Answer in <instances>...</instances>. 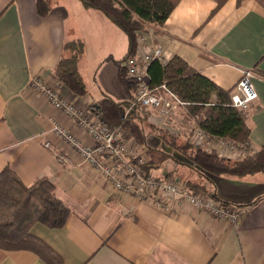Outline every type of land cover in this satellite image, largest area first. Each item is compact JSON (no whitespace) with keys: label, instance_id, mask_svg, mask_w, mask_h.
I'll return each instance as SVG.
<instances>
[{"label":"crops","instance_id":"crops-1","mask_svg":"<svg viewBox=\"0 0 264 264\" xmlns=\"http://www.w3.org/2000/svg\"><path fill=\"white\" fill-rule=\"evenodd\" d=\"M45 1L48 13L40 16L36 0H0V172L9 168L25 186L48 179L69 209L64 227L49 229L37 223L29 234L60 264H264V174L205 182L166 158L169 150L159 133L172 123L156 111L137 110L150 115L142 122L149 174L194 180L222 203L237 205L241 216L235 226L207 217L188 203H172L165 212L117 192L73 151L68 154L69 165L56 161L53 152L63 151L65 144L49 132L51 124L70 123L32 91L34 77L83 110L105 98L128 102L133 88L123 72L127 37L122 31L100 12L84 9L78 0ZM142 37L141 50L160 47L166 59L180 58L229 94L243 71L252 70L257 100L244 113L245 126L251 152L264 146L261 0H242L238 5L237 0H179L164 24L149 25ZM72 42L84 47L77 64L86 89L81 98L61 86L55 75L58 62L71 56L64 46ZM82 58L89 61L87 78ZM149 126L156 133H149ZM183 126L180 144L188 142L192 131L191 126ZM74 132L82 142L92 143L83 132ZM45 142L53 150L45 149ZM0 264L48 263L31 251L0 249Z\"/></svg>","mask_w":264,"mask_h":264},{"label":"trees","instance_id":"trees-1","mask_svg":"<svg viewBox=\"0 0 264 264\" xmlns=\"http://www.w3.org/2000/svg\"><path fill=\"white\" fill-rule=\"evenodd\" d=\"M78 1L84 9L100 12L125 34L127 53L123 59L124 64L127 59L135 56L137 40L147 31V27L163 25L179 0ZM241 2L242 0H237V5ZM36 9L40 16H45L48 13L46 1L36 0ZM83 49L81 42L65 44L64 50L69 51L71 56L62 58L55 67L59 84L78 98L86 94L85 85L77 69ZM147 74L152 87L165 84L180 100L189 104V112L197 119V127L208 136L229 138L239 145L248 142L249 130L245 126V112L230 107L228 92L192 71L180 58L173 57L166 66L152 61ZM127 105L128 102L117 104L105 98L97 104L98 108L91 105L90 109L108 129L125 128L130 131L137 144L144 145L146 134L142 122H147V119L144 118L143 111H132L131 115L123 120L122 110ZM148 128L153 129L150 132L157 131L152 126ZM159 138L169 150L167 159L188 168L205 179V182L221 176L244 177L264 174V146L249 157L230 161L203 150L189 140L180 144L177 142L178 135L168 130H162ZM148 166H141L145 174H149ZM181 182L195 191H205V187L200 183H193L191 180ZM68 216L69 209L57 198L55 186L48 179L40 178L25 186L9 168L6 167L0 172V249L31 251L48 264H60L41 241L29 234V230L37 223L49 229H60L64 227Z\"/></svg>","mask_w":264,"mask_h":264},{"label":"built area","instance_id":"built-area-1","mask_svg":"<svg viewBox=\"0 0 264 264\" xmlns=\"http://www.w3.org/2000/svg\"><path fill=\"white\" fill-rule=\"evenodd\" d=\"M137 42L135 56L127 59L123 66L135 89L133 98L122 110V119L125 120L132 111L138 109H156L162 119L171 121L172 124H169L171 128L179 130L180 115L183 108L189 104L181 101L165 84L151 87L147 74L150 62L157 60L162 66H166L168 59L164 57L160 47L141 50L140 44L143 39L139 37ZM253 75L252 70L243 71L234 86L233 93L230 94V107L246 112L257 100V93L251 84ZM30 87L34 93L45 97L52 108L62 112L70 123L69 126H64L58 122H52L49 130L65 144L63 151L53 152L58 163L69 165L68 154L73 151L79 155L82 162L91 166L101 179L117 192L165 212L171 210L172 203L176 205L188 203L194 210L204 213L207 217L227 222L232 226L236 225L241 216L240 208L228 206L206 192L188 189L181 182L145 174L141 168L145 164L144 148L137 145L123 128L108 129L96 118L93 110L80 109L63 98L59 91L44 84L39 77L32 79ZM171 128L168 129L175 133ZM74 130L83 132L92 143L82 142L76 137ZM205 141L218 147L216 152L218 157L227 156L240 160L253 154L248 142L239 145L229 138L208 136L200 129L192 134V142L210 152L203 146ZM43 147L53 150L50 142H45Z\"/></svg>","mask_w":264,"mask_h":264},{"label":"rangeland","instance_id":"rangeland-1","mask_svg":"<svg viewBox=\"0 0 264 264\" xmlns=\"http://www.w3.org/2000/svg\"><path fill=\"white\" fill-rule=\"evenodd\" d=\"M261 3H262V5L264 6V0H261ZM140 36V35H139ZM140 38L141 39H143V37L142 36H140ZM157 61V60H156ZM168 62H169V60H168ZM80 63H81V65H82V68H83V72H84V75H85V78H87V73L89 72V61L88 60H85V58H82L81 59V61H80ZM150 64H151V62H150ZM123 66H124V64H123ZM123 69H124V67H123ZM124 71V73H125V75L127 76V72H125V69L123 70ZM128 78V77H127ZM88 80V79H87ZM128 80H129V78H128ZM129 82H130V80H129ZM237 83V82H236ZM131 85H132V88H133V91H134V89H135V87H134V85L131 83ZM236 85V84H235ZM92 87V85H89V88H91ZM152 87V86H151ZM153 87H155V86H153ZM92 91L91 90H89V94H92L91 93ZM182 101V100H181ZM129 102V101H128ZM95 107V106H94ZM148 110H151V109H145V111L144 112H147ZM153 111H156V113H158V111L156 110V109H153ZM142 113V112H141ZM143 114V116H144V118L145 119H147L148 117L147 116H150L149 114H145V113H142ZM142 117V116H141ZM193 120H191V119ZM164 120V119H163ZM180 120L182 121V124L179 126V130H176L175 128H171L170 126H169V124L167 123L166 124V130H168L169 132H171L168 128H171V129H173V131L175 132L174 134H176V136L178 135V136H180V134H181V129H183V124L184 125H187V126H191V132H190V135H189V137H190V139H189V141L191 142V143H193L192 142V134H194L196 131H197V129H199L198 127H197V125H196V122L195 121H197V119H195V118H193V116L190 114V112H189V109H188V105L186 106V107H184L183 108V111H182V113H181V115H180ZM165 121H167V120H165ZM169 121V120H168ZM188 121H192L193 122V124L191 125V123L189 124L188 123ZM183 126V127H182ZM126 132H128L129 134H130V136L132 137V139H133V141L135 142V140H134V138H133V136H132V134L130 133V131L129 130H127V129H125V128H123ZM150 131H152V130H150ZM149 131V133H153V132H150ZM172 133V132H171ZM136 143V142H135ZM137 144V143H136ZM194 144V143H193ZM137 145H139V146H141V147H143L144 148V150H146L145 149V145H140V144H137ZM204 148H206V149H208V150H210V152L209 153H211V154H215L216 155V152H218V147H216L215 145H212L210 142H208V141H205V143H204ZM201 148V147H200ZM204 150V149H203ZM197 175V174H196ZM230 177V176H229ZM200 178V177H199ZM172 181H174V180H172ZM177 181V180H176ZM182 180H178V182H181ZM193 183H197V182H195L194 180L192 181ZM182 183V182H181ZM184 184V183H183ZM188 189H190L188 186H186ZM191 190H193V189H191ZM193 191H195V190H193ZM196 192H201V193H203V191H196ZM204 192H206V191H204ZM206 193H208V194H211L210 192H206ZM228 206H232V207H234L235 209H237V208H240V207H236L237 205H233V204H227Z\"/></svg>","mask_w":264,"mask_h":264},{"label":"water","instance_id":"water-1","mask_svg":"<svg viewBox=\"0 0 264 264\" xmlns=\"http://www.w3.org/2000/svg\"><path fill=\"white\" fill-rule=\"evenodd\" d=\"M95 107H97V104L96 105H94ZM98 108V107H97Z\"/></svg>","mask_w":264,"mask_h":264}]
</instances>
